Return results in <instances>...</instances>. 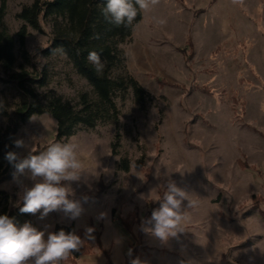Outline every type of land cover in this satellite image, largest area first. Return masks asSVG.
<instances>
[{"label": "rangeland", "instance_id": "1", "mask_svg": "<svg viewBox=\"0 0 264 264\" xmlns=\"http://www.w3.org/2000/svg\"><path fill=\"white\" fill-rule=\"evenodd\" d=\"M4 1V22L16 40L21 22L15 15L33 0ZM42 28L43 33L28 28L23 48L15 42V69L23 65L43 100L57 95L76 104L80 93L92 95L64 55L38 54L50 39L49 26ZM119 48L124 67L111 75L131 76L147 97L138 102L131 89L117 92V126L108 121L80 127L55 141L56 124L48 114L17 125L13 140L23 138L36 152L75 140L83 173L71 188L75 198H91L79 220L52 212L43 220L39 213L27 214V221L46 236L56 224L99 232L101 249L90 241L89 254L64 264H124L131 245L143 264H264V0H160L141 13ZM33 65L42 69L41 76ZM17 99L15 84L0 82V103L7 112L0 114V131L7 128ZM115 130L118 145L111 153ZM13 151L28 155L27 149L13 146ZM241 160L249 168L242 169ZM14 172L10 165L0 190L20 207ZM168 179L191 192L199 205L189 210L184 233L161 242L140 225L159 207L156 200ZM19 181L32 183L26 176ZM102 211L108 217L98 222Z\"/></svg>", "mask_w": 264, "mask_h": 264}, {"label": "trees", "instance_id": "2", "mask_svg": "<svg viewBox=\"0 0 264 264\" xmlns=\"http://www.w3.org/2000/svg\"><path fill=\"white\" fill-rule=\"evenodd\" d=\"M104 4L106 0H33L30 4L23 5L15 15V18L21 22L15 34V40L7 31L4 22L5 1L0 0V82L14 83L18 96L7 128L0 131V179L7 175L10 169V164L5 160V154L13 151V137L17 125L25 123L31 116L50 115L56 124L54 140L59 141L73 136L80 127L93 128L99 123L108 121H112L117 126L118 110L113 100L117 92L123 93L131 89L136 101H145L147 94L134 78L127 74L115 77L111 75L113 70L124 67V56L119 46L130 38L135 24L141 20V12H138L133 26L118 27L105 20L101 11ZM43 24H47L50 28V39L47 46L38 54L49 56L57 52L64 55L75 73L85 79L91 87L92 95L87 92L80 93L76 104L64 101L57 95L41 99L31 88L35 80L28 76L23 65L15 69V42L23 48L28 36V28L43 33ZM186 41L191 45L189 38ZM58 49H62L63 52L61 53ZM93 50L101 53V58L106 64L103 75H97L87 60L88 53ZM33 69L39 76L42 75V69L34 65ZM40 83L43 85V81ZM6 113L2 105L0 114L6 116ZM114 138L111 153H115L118 145L116 130ZM238 164L242 169L249 168L243 160ZM120 165L122 170H128L126 161L122 160ZM139 166L141 168V162ZM0 214H7L14 218L18 226L29 219L27 214L19 212V207L13 206L11 196L3 190H0ZM61 229L66 232L74 230L72 225L56 224L53 232ZM76 234L83 239L85 231L79 229ZM92 235L94 239L86 240L80 251L73 253L68 261L76 259L79 255L89 254L90 241L101 249L99 232L95 229ZM130 248L133 250L132 256H127L124 264H130L131 259L138 257L136 246L131 245Z\"/></svg>", "mask_w": 264, "mask_h": 264}, {"label": "clouds", "instance_id": "3", "mask_svg": "<svg viewBox=\"0 0 264 264\" xmlns=\"http://www.w3.org/2000/svg\"><path fill=\"white\" fill-rule=\"evenodd\" d=\"M160 0H106L101 9L105 20L115 26L131 27L138 12H149ZM159 23H165L160 20ZM98 38V37H97ZM61 53L62 49H58ZM88 62L97 75H103L106 67L101 53L93 50L88 53ZM2 107V104H0ZM16 149H27L28 155L21 157L16 151H8L5 160L15 169L13 178L19 182L18 193L21 214L36 215L43 220L52 212H62L69 220H79L86 212L84 204L90 197L75 198L71 184L78 182L83 173L80 159V145L73 139L54 142L45 150L36 152L23 138L13 140ZM26 176L31 186L19 181ZM159 207L154 208L150 217L142 220L140 231L161 242L177 237L185 232L184 222L189 218V210L198 207L199 200L192 198L191 192L168 179L164 186ZM187 202L186 205L184 202ZM107 212H99L95 219L106 220ZM94 227H85L82 239L75 230L66 232H46L24 222L18 226L14 218L0 214V264H64L75 252H79L86 240L94 239ZM118 243L121 241L118 240ZM128 249V256H132ZM130 264H143L137 257Z\"/></svg>", "mask_w": 264, "mask_h": 264}, {"label": "crops", "instance_id": "4", "mask_svg": "<svg viewBox=\"0 0 264 264\" xmlns=\"http://www.w3.org/2000/svg\"><path fill=\"white\" fill-rule=\"evenodd\" d=\"M79 258H80V256H79ZM77 261H78V259H76Z\"/></svg>", "mask_w": 264, "mask_h": 264}]
</instances>
